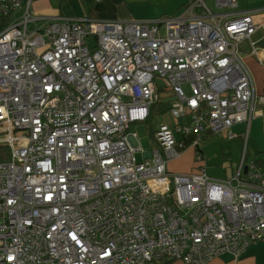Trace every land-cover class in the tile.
Listing matches in <instances>:
<instances>
[{
  "label": "built area",
  "instance_id": "obj_1",
  "mask_svg": "<svg viewBox=\"0 0 264 264\" xmlns=\"http://www.w3.org/2000/svg\"><path fill=\"white\" fill-rule=\"evenodd\" d=\"M35 1L0 0V264H208L263 242L255 163L227 182L208 177L198 152L190 173L168 164L250 126L256 94L240 52L248 42L257 55L264 25L204 0L152 23L45 19ZM156 105H168L170 123L139 161L129 130Z\"/></svg>",
  "mask_w": 264,
  "mask_h": 264
},
{
  "label": "crops",
  "instance_id": "obj_2",
  "mask_svg": "<svg viewBox=\"0 0 264 264\" xmlns=\"http://www.w3.org/2000/svg\"><path fill=\"white\" fill-rule=\"evenodd\" d=\"M63 1V0H62ZM237 8L234 10L226 9L221 10L217 6L216 0H204L205 5L215 14L220 12H226L229 15L237 17L241 14H252L254 21L257 25H264V0H236ZM34 4L37 7V11L44 16L41 18L51 19L54 17L62 16L69 18H82L86 16L87 4L83 0H70L61 7L55 8L50 0H36ZM33 4V5H34ZM190 4V0H102L96 3L95 11L96 17L93 19L101 21H121V22H157L163 19L175 18L183 14L185 8ZM59 11V12H58ZM64 12L66 15H64ZM253 41L262 42L264 40V29L260 28L252 38ZM257 55L250 53V46L248 42H244L242 50L240 52L243 61L248 68L256 94V100L253 104L254 112L257 113L248 127L246 124L234 125L230 130L223 132L229 139L242 140L243 134L248 127V146L250 140H253L254 147L257 150L253 163L256 164L258 171L264 179V103L261 100L264 94V46L259 47ZM245 44L247 47L244 48ZM230 133L235 137L230 138ZM220 135V134H218ZM212 136H208L209 139ZM202 144L199 146V150L204 159L207 171V159L204 156V147ZM223 158L225 153L222 151ZM225 161V160H223ZM258 161V165L257 162ZM180 163L181 172L183 174L190 173L196 166V149L189 145L183 152L179 159L171 161ZM230 169L233 168L232 164H227ZM240 164L233 168L236 169V173ZM234 176V172L232 173ZM232 176V177H233ZM231 177V178H232ZM170 264H183L180 261H175ZM208 264H264V241L259 242L248 248L246 253L240 258L235 259L232 255L226 254L219 258L212 260Z\"/></svg>",
  "mask_w": 264,
  "mask_h": 264
},
{
  "label": "rangeland",
  "instance_id": "obj_3",
  "mask_svg": "<svg viewBox=\"0 0 264 264\" xmlns=\"http://www.w3.org/2000/svg\"><path fill=\"white\" fill-rule=\"evenodd\" d=\"M53 3V6L55 8L61 7L62 5L66 4L69 0H50ZM34 4V3H33ZM36 5L34 4L32 6V11L35 16H44V14H41L38 12ZM59 12V11H58ZM64 15L65 12H64ZM4 26L0 24V34L4 31ZM247 47V44H245L244 48ZM157 84L159 86L158 88V94L160 96V101L165 103L172 99V93L171 92H165V88L167 87V84L163 80H158ZM161 90V91H159ZM161 104V103H160ZM160 105H156V108H153L152 115L149 118V120L145 123L140 124H133L130 127V134H136L137 140L136 144L139 145V148L142 149V152H139L137 154V158L139 161L143 160V152L149 153L151 151H154L157 147V143L155 140V134L159 130V127L164 123H170L169 119V110H159ZM168 107V105H166ZM248 126V124H246ZM249 129L246 127V130L243 134L242 140H235V139H229L226 134L221 133L220 135H215L209 139L204 140L203 147H204V156L207 159V175L213 180L216 181H224L227 182L236 174V169L233 170L234 167H236L238 164L241 165V163L244 161V163H249L254 160L256 156L257 150L254 147L253 140H250V144L248 146V135H249ZM222 151L225 153V158H223ZM248 152L249 154V160L245 162V155ZM225 160V161H223ZM180 164V163H179ZM178 163L173 162L168 166V169L173 174H183L181 172V167ZM227 164H232L233 168L230 169L227 168ZM243 179H245V175H242Z\"/></svg>",
  "mask_w": 264,
  "mask_h": 264
},
{
  "label": "trees",
  "instance_id": "obj_4",
  "mask_svg": "<svg viewBox=\"0 0 264 264\" xmlns=\"http://www.w3.org/2000/svg\"><path fill=\"white\" fill-rule=\"evenodd\" d=\"M64 1V0H63ZM70 1V0H69ZM86 4H87V13H86V16L88 17V18H90V19H93V18H95L96 17V11H95V5H96V3H95V0H83ZM5 23H6V21L4 20V19H1L0 20V24L1 25H3V26H5ZM264 46V40L262 41V42H260L259 43V47H263ZM154 108H156V107H154ZM159 110L161 111V110H165V109H168V107L166 106V105H160L159 107ZM196 152H198V153H200L201 154V152H200V150H199V147H197L196 148ZM249 154H248V152L246 153V155H245V162H247L249 159ZM257 163V165H258V161L256 162ZM172 262H175V261H171V260H164V261H162V262H159V263H156V264H170V263H172Z\"/></svg>",
  "mask_w": 264,
  "mask_h": 264
},
{
  "label": "water",
  "instance_id": "obj_5",
  "mask_svg": "<svg viewBox=\"0 0 264 264\" xmlns=\"http://www.w3.org/2000/svg\"><path fill=\"white\" fill-rule=\"evenodd\" d=\"M244 174H247V168H245Z\"/></svg>",
  "mask_w": 264,
  "mask_h": 264
}]
</instances>
